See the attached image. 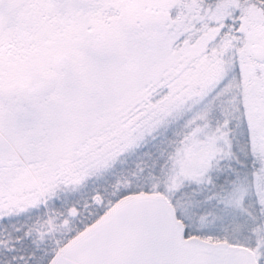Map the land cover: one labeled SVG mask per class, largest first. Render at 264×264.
<instances>
[{"label":"snow or ice","instance_id":"obj_1","mask_svg":"<svg viewBox=\"0 0 264 264\" xmlns=\"http://www.w3.org/2000/svg\"><path fill=\"white\" fill-rule=\"evenodd\" d=\"M0 264H264V0H0Z\"/></svg>","mask_w":264,"mask_h":264}]
</instances>
